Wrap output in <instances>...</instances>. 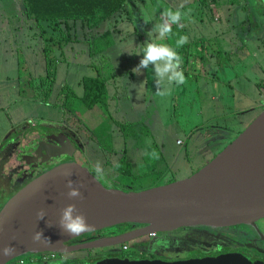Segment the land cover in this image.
Instances as JSON below:
<instances>
[{
    "label": "rangeland",
    "instance_id": "374dc122",
    "mask_svg": "<svg viewBox=\"0 0 264 264\" xmlns=\"http://www.w3.org/2000/svg\"><path fill=\"white\" fill-rule=\"evenodd\" d=\"M214 1L137 0V3L127 7L128 14L115 15L94 31L88 32L94 36L108 30L110 38H149L147 33L153 24L160 21L161 13L169 7L175 9L183 4L181 11L187 15L182 20L181 30L189 39L179 51L188 54L186 65L192 66L196 62L197 69L185 74L186 82L183 85H173L170 95H155L154 75L149 74L151 66L142 69L141 75L132 72L142 56L126 52L135 53L137 49L123 52L125 57L110 56L98 60L93 68L90 64L89 67L84 65V56L81 58L83 65H77L79 62H64L57 69L53 92L46 98L41 93L39 81L45 76L46 60L52 67L55 65L52 57H55L54 53L45 56L42 52L48 36L43 35L40 27L26 17L23 5L18 0H0V209L20 187V184H5H9L8 176L15 178L14 168L18 165V159L24 158L21 154L24 152L25 156H32L34 150L29 145L33 142L28 141L54 130L53 127L66 129L74 135H71L70 144L75 151L72 156H64L69 159L73 157L76 163L88 168L94 176L93 165L99 162L105 173L99 180L109 188L117 185V172L113 166L120 160L125 148L129 155H125V163L121 166L128 168L138 178L132 184L163 185L189 177L234 140L261 112L264 101L256 84L264 80V0H246L247 11L237 13L239 19L246 21V35L242 37L243 30L238 34L240 42L244 44H230L228 48L226 46H229L230 40L238 39L222 37L226 29L228 34L234 29L232 25L226 29L217 24L215 27L216 20L223 24L222 20L226 16L223 11L217 12ZM233 3L239 1L225 0L224 4ZM82 33V29H77L75 38L87 36H82ZM173 33L175 35L170 38V42L179 38L177 29ZM219 36L221 38H217ZM88 38L91 36L88 35ZM207 42H213L221 50L220 56L216 55L213 62L210 56L216 52L213 48L210 50L211 46ZM55 43L59 44L57 41ZM224 50L233 56L227 59ZM209 63L213 66L210 67ZM204 70L211 72L208 79H205ZM126 72L134 74V78L128 82ZM100 73L104 76L120 73L123 85L119 83L114 95L107 85L108 95L113 102L106 109H86L80 100L81 80ZM62 88L65 91H61ZM123 130L133 132L135 137L129 135L131 138H124ZM20 135L26 136L18 138L24 146L9 156L10 152L6 154V151L13 141L11 139ZM66 138L70 140L68 136ZM23 149L30 150L25 153ZM52 154L50 150L42 151L37 158L51 157L60 161L63 156L57 152ZM123 182L130 183L131 179L127 178ZM114 230L118 231L117 226L104 229L103 232ZM203 230L196 227L169 234L157 233L156 237L143 236L129 241L124 252L134 259L161 248L172 252L193 248L182 247L184 242L215 246L214 239ZM226 239L225 245H239L233 238ZM120 252V245H115L93 252H73L67 256L78 257L85 253L92 256H105L108 253L119 256ZM108 258L113 257L109 255L105 259Z\"/></svg>",
    "mask_w": 264,
    "mask_h": 264
},
{
    "label": "water",
    "instance_id": "95a60500",
    "mask_svg": "<svg viewBox=\"0 0 264 264\" xmlns=\"http://www.w3.org/2000/svg\"><path fill=\"white\" fill-rule=\"evenodd\" d=\"M261 108L234 140L202 168L182 180L139 191H125L104 186L88 168L76 162L61 163L43 172L16 191L0 209V248L11 244L15 249L9 256L0 255V264L29 254L110 247L180 228H225L253 224L264 218V105ZM55 141L60 147L50 150L53 154L72 156L75 148L68 140L62 142L57 137ZM38 147L30 148L34 150L31 157L47 150ZM30 149L23 150L27 153ZM66 172H72L70 178L85 185L81 189L82 200L68 199ZM71 203H75L93 225V229L85 233L123 224L139 227L115 237L67 247L65 242L85 234L64 235L57 225L60 210ZM41 208L47 214L37 221L36 213ZM41 230L48 239L34 243L33 234ZM97 264L251 263L238 256L226 255L171 263L108 258Z\"/></svg>",
    "mask_w": 264,
    "mask_h": 264
},
{
    "label": "flooded vegetation",
    "instance_id": "af4514ba",
    "mask_svg": "<svg viewBox=\"0 0 264 264\" xmlns=\"http://www.w3.org/2000/svg\"><path fill=\"white\" fill-rule=\"evenodd\" d=\"M53 128L54 130H49L45 134H40L36 138H33L28 142L30 143L33 142L32 144H35L34 146L39 145L38 148H42V149L47 148V150H54L60 147L59 144H57V142L55 141V138L58 137L60 141L66 142L68 140L66 137L68 136L70 139L71 135H73L72 133H69L66 129L63 130L60 127H53ZM25 137L26 136L24 135L23 138ZM11 140L13 141L8 145V149L6 151V154L10 152L9 156H11V154H13L15 151L18 152V149H20L21 146H24L23 145L24 143H22L21 140H18V138H14V139L12 138ZM69 142H71V139L69 140ZM31 145H29L30 147L29 146L28 147L34 148V146ZM23 155L24 152L21 154V156ZM28 159H31V162H29ZM52 160L53 159L51 157L43 159V158H37L36 156L35 157L24 156V158L18 159L19 161L18 165L14 168L16 174L15 178L8 176L7 181L9 184H5V186L7 185L18 186V184H20L19 188H22L32 179H34L35 177L39 176L43 172L51 169L52 167L58 164L65 162H75L73 160V157H70L69 159V157H65L64 155L61 157L60 161H55V160L52 161ZM100 182L103 184L102 181ZM19 188L17 190H19ZM254 224L257 227L256 229L253 227V224H243V225L241 224V225L225 227V228L199 227V228H203L204 229L203 231L208 233V236L214 239L215 246H208V245L206 246L203 244H200L198 246L195 244L193 245L188 242H184L181 244L182 247L192 246L193 248L192 249L183 248L182 250H179V252H172V251H168L167 249L161 248L150 251L148 255L144 256V258H138V259L162 260L171 263V262L186 261L191 259H206V258L216 259L219 256L230 255L233 257L238 256L240 259H243L245 262L251 264H264V218H260L256 220ZM138 227L139 226L132 225L126 230H122L121 227H117L118 231L114 230L108 233L103 232L104 229L95 232H89L68 240L67 242H65V245L67 247H72L75 245L98 241L103 238L115 237L120 234L135 230ZM194 228L196 227L186 228V229L192 230ZM186 229H182V230H186ZM169 233L171 232H168L167 234ZM154 237H156V235H154ZM226 238H230V239L233 238L234 240L237 241V243H239V245L238 246L225 245L224 242L227 241ZM240 242H242V244ZM118 245L121 246L122 244H118ZM100 248H105V247H100ZM96 249L98 248L81 249L66 253L43 252L37 254H29L15 258L10 262H8L7 264H97L103 261L109 255H111V257L113 258L119 257L109 253L105 256L104 255L92 256L91 254L88 253H85V255L78 257L67 256L73 252H78V251L93 252ZM65 256L67 257V259L64 258Z\"/></svg>",
    "mask_w": 264,
    "mask_h": 264
},
{
    "label": "trees",
    "instance_id": "16d2710c",
    "mask_svg": "<svg viewBox=\"0 0 264 264\" xmlns=\"http://www.w3.org/2000/svg\"><path fill=\"white\" fill-rule=\"evenodd\" d=\"M201 1L204 2L205 0ZM129 2L130 0H22V5L26 17L34 21L36 25L40 27L43 35L47 34L48 37L45 38L46 43L43 47V53L45 56H49V54L52 53L54 47H62L63 44L67 43L69 38H75V34L79 28L84 31L82 36L87 34V36L83 38H88V35L91 36V38H95L92 40L93 44L90 49L91 53H98L102 51L110 44H104L105 40L110 38V31L107 30L99 35L93 34L94 36L90 35L88 32L92 31L102 22L108 21L115 15L127 13L126 9ZM175 29L179 31V36L184 35L181 27L178 28L177 26L173 25V30ZM52 35H56L55 38H53ZM54 40L59 44L55 43ZM165 41L172 47L176 46V41L174 40L170 42V39H167ZM177 51L179 53V48ZM31 81L32 80L29 82L31 83ZM54 82L55 69L52 67V64H48V60H46V73L44 78L40 79L39 81L41 93L46 98L52 94ZM81 86L82 95L80 96V100L86 109L92 110L97 107L106 109L109 97L105 79H103L100 75L84 77L81 80ZM64 89L65 88H62L61 91H65ZM132 133H128L123 130L124 138L129 137V135L133 136L134 138L135 136ZM123 163H125V156H122L116 163L119 164V167L113 166V169L117 172V185H114L110 188H118L125 191H139L153 186H158L157 184H152L149 186L132 184L133 180L138 178L134 177L130 170H127L128 168H123L121 166ZM127 178L131 179L130 183L123 182L124 180H127ZM170 182L173 181H169L168 183ZM130 226H132V224H123L117 227H121L122 230H126ZM186 228H181L179 230ZM125 245H127V243H125ZM122 246L123 244L120 247ZM117 258L131 261L147 260L136 259L138 257L131 259L128 253L122 251V248L121 254ZM140 258H144V256Z\"/></svg>",
    "mask_w": 264,
    "mask_h": 264
},
{
    "label": "clouds",
    "instance_id": "9594fccd",
    "mask_svg": "<svg viewBox=\"0 0 264 264\" xmlns=\"http://www.w3.org/2000/svg\"><path fill=\"white\" fill-rule=\"evenodd\" d=\"M183 7L184 5L181 4L175 9L171 7L165 9L161 13L160 21L153 24L151 31L147 33L149 39L138 47V51L129 53L142 56L139 64L132 69L134 74L141 75L142 69H148L151 66L156 85L155 95L159 97L170 95L173 85L179 86L186 82L185 74L181 67L183 60L177 49L188 43V36L180 35L175 42V47L167 43L156 42L157 40L165 41L175 35L173 33V25L183 27L182 20L187 15L181 11ZM150 37H154V39H150ZM152 154L156 155L155 152ZM114 167H119V164L114 165ZM93 170L97 178L105 174L99 162L93 165ZM72 175V172L64 173V176L67 178L65 185L68 189L67 197L70 200H82L83 193L81 189L85 185L82 182L71 179ZM46 214L44 208L39 209L36 213L37 221L43 219ZM48 225L51 226L52 224L48 223ZM57 225L62 233L68 236L81 235L93 229V225L88 223L86 215L80 211L75 203L67 204L60 210V218ZM42 239H48L44 237L42 230L36 231L32 236L34 243H38ZM14 251L15 249L11 244L5 245L0 248V255L6 257L13 254ZM64 258L67 259L66 256Z\"/></svg>",
    "mask_w": 264,
    "mask_h": 264
},
{
    "label": "crops",
    "instance_id": "0c3cea01",
    "mask_svg": "<svg viewBox=\"0 0 264 264\" xmlns=\"http://www.w3.org/2000/svg\"><path fill=\"white\" fill-rule=\"evenodd\" d=\"M238 1H239V3H233V5L224 4L225 0H215L213 2L214 6H216L217 12H221L222 13V11H223L225 13V16H226L224 18V20H222L223 24H220L219 23L220 21H218V20H216V18H214L216 20V22H217V23L215 22V24H214L215 27L220 25V27H224V29H226V28H228L229 26L232 25V27L234 29L232 31H230L229 34L227 33L228 29H226L227 32L224 33L225 35H223L222 37L225 36L226 38H237L238 39L237 41L230 40L228 42L229 46H226V48L231 47L230 44L239 43V44H241L240 46H243V44H244L243 42L242 43L240 42L241 38H239L238 34L243 30L242 37H244V35H246V33L244 32V26H246V21H245V19H241V18L239 19L237 13H238V11H241V10L242 11L244 10L245 12L247 11L246 10L247 1L246 0L245 1L244 0H238ZM18 2L22 4V0H18ZM200 2H201V0H200ZM135 3H137V0H130L128 6L129 5H134ZM23 10H24V8H23ZM125 14H128V13H125ZM217 16L221 18L220 15H217ZM245 17H246V14H245ZM120 23L123 24V22H120ZM216 24H217V26H216ZM94 30H95V28L93 29V31ZM234 30L236 31L235 34L233 33ZM217 38H221V37L219 36ZM245 38H246V36H245ZM94 39L95 38H69L67 40V43L63 44L62 47H54L52 52L54 53L55 57L54 56H52V57L55 59L54 60V62H55V65H54L55 76L57 74L58 67L60 65H62L64 62H66L67 64L72 63V62H75V63L79 62V63H77V65H81L82 62H83L81 60V58L84 56L85 57V62H86V64H84V65L89 67V64H90V67L93 68L92 67L93 64L97 63L98 60H101V59L104 60L105 58H110V56L112 58H116V57H120V56L125 57L126 54H124L123 52H125L127 50H130V51L137 50L139 45L140 44H144V42L147 41L149 38H107L105 40V42H104V44L110 43L107 47H105L102 51H100L98 53H94V52L91 53L90 44H92V40H94ZM88 42H89V44H88ZM156 42L157 43H166V41H159V40H157ZM239 44L237 46H239ZM207 45L209 47L211 46L210 50H212V48L216 50V51L213 50L214 52H216V54H212L210 56V58H211L210 60L211 61L214 60V57L216 55L220 56L221 50L219 48H216L217 45H215L213 42H207ZM232 48L234 49V47H232ZM42 52H43V49H42ZM126 53H130V52H126ZM224 53H225V56L227 57V59H229L230 56H233L231 53L228 54L227 50H224ZM179 54L181 55L182 60H183V63L181 65V67H182V69L184 71V74H187L190 71H194L195 68H196V65H197L196 62H193L192 66L186 65L188 60H189L188 54L182 53L180 51H179ZM51 55H52V53H51ZM57 57L60 60L56 61V59H58ZM87 60H89V63H87ZM91 60H93L94 62L92 63ZM209 65H210V67L213 66L212 63L211 64L209 63ZM44 70L46 72V64H44ZM203 73L206 74V78L205 79H208V77L210 76L209 74H211V72L210 71L208 72L207 70L206 71L204 70ZM203 73L200 74L199 76H202ZM64 74H66V71H64ZM119 74L118 73H115V74H111L110 73L109 75H105V76L103 74H101V73L98 74L103 79H105L106 88H107V85H108V87L110 89H112L113 92L111 94H113V95H114L115 90L118 88L119 83H120L121 86L123 85L121 83V81H124V80L122 79V77H121L122 80H120V75ZM149 74L150 75H154V73L151 70V67H150V73ZM131 76H133V77L131 78ZM126 77H127V82H128L129 80H132L134 78V74H128L126 72ZM152 80L155 82L154 77L152 78ZM109 83H110V86H109ZM226 84L228 86H230L229 83H226ZM256 84H257L258 88L260 89L261 87H264V80L259 81ZM107 93H108V90H107ZM108 97L109 98H108L107 106L110 105V102H113L112 97L109 96V95H108ZM258 107H260V106L258 105ZM62 123H64V121ZM147 131H148V129H147ZM23 136L24 135H20L17 138H21ZM127 138H131V137H126V139ZM126 154L129 155V152L125 148L123 150V155L122 156H125Z\"/></svg>",
    "mask_w": 264,
    "mask_h": 264
},
{
    "label": "built area",
    "instance_id": "2783aa9c",
    "mask_svg": "<svg viewBox=\"0 0 264 264\" xmlns=\"http://www.w3.org/2000/svg\"><path fill=\"white\" fill-rule=\"evenodd\" d=\"M259 90H260L259 92H260L262 98L264 99V87H261ZM261 105H264V101ZM178 143H179V145L182 144V142L180 140L178 141ZM150 236H154V234H152ZM121 248H122V251H125L127 249V246L125 244H123V246Z\"/></svg>",
    "mask_w": 264,
    "mask_h": 264
},
{
    "label": "bare ground",
    "instance_id": "6f19581e",
    "mask_svg": "<svg viewBox=\"0 0 264 264\" xmlns=\"http://www.w3.org/2000/svg\"><path fill=\"white\" fill-rule=\"evenodd\" d=\"M262 220V219H261ZM262 224V223H261ZM253 227L256 229L257 227H256V225L253 223ZM249 244H251V243H249Z\"/></svg>",
    "mask_w": 264,
    "mask_h": 264
}]
</instances>
